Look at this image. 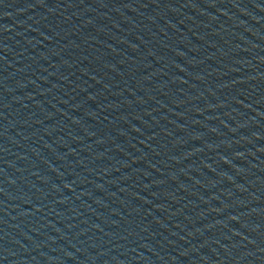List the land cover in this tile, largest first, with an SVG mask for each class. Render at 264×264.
I'll return each mask as SVG.
<instances>
[{
	"label": "water",
	"instance_id": "obj_1",
	"mask_svg": "<svg viewBox=\"0 0 264 264\" xmlns=\"http://www.w3.org/2000/svg\"><path fill=\"white\" fill-rule=\"evenodd\" d=\"M0 264H264V0H0Z\"/></svg>",
	"mask_w": 264,
	"mask_h": 264
}]
</instances>
